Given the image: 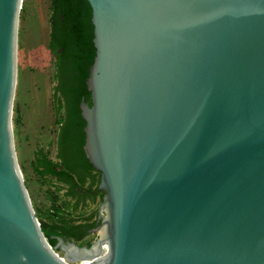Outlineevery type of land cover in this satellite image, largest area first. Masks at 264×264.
Wrapping results in <instances>:
<instances>
[{"label":"water","instance_id":"95a60500","mask_svg":"<svg viewBox=\"0 0 264 264\" xmlns=\"http://www.w3.org/2000/svg\"><path fill=\"white\" fill-rule=\"evenodd\" d=\"M87 2L83 149L104 194L91 245L60 255L15 150L22 0H0V264H264V0Z\"/></svg>","mask_w":264,"mask_h":264},{"label":"rangeland","instance_id":"374dc122","mask_svg":"<svg viewBox=\"0 0 264 264\" xmlns=\"http://www.w3.org/2000/svg\"><path fill=\"white\" fill-rule=\"evenodd\" d=\"M50 6L51 0H22L12 109L17 161L39 222L46 218L45 212L50 207V192L55 188L53 180L48 175L47 178L42 176L35 166L37 158L44 157L43 149L46 144L51 145L56 131L54 59L49 48ZM69 212L76 215L79 211L69 209ZM56 252L64 254L62 250Z\"/></svg>","mask_w":264,"mask_h":264},{"label":"flooded vegetation","instance_id":"af4514ba","mask_svg":"<svg viewBox=\"0 0 264 264\" xmlns=\"http://www.w3.org/2000/svg\"><path fill=\"white\" fill-rule=\"evenodd\" d=\"M56 46V53H53V68L54 71L57 72L55 85L57 86V93L61 98L62 106L56 110V131L54 140L52 141L55 155L52 157L50 152H43L42 154L46 155V161L53 163L51 168L56 171H64L63 174L66 172L67 175H70V177H65L60 173L52 172L48 169L49 167H46L48 170V177L53 180V183L58 185V188H60H55L59 190L57 191V197L63 199V202L57 201V206L60 207L58 215L49 217L50 220L52 219L56 221L54 224L57 225L54 229H49L50 227L47 228V232L49 233V237L52 240H55L53 247H56V250H62V244H68L71 242L77 243L80 246L91 245L97 235L93 229L97 228L101 222L97 206L102 200L104 191L98 188L100 177L99 171L92 165L91 167L88 166L87 163H85L87 161L82 159L79 151L77 152L72 144L71 139L75 134V123L78 119L74 113V107L71 104L75 89V81L73 75L67 71L66 49L59 40L56 42ZM78 107L80 109V104ZM82 130L84 131V126L82 127ZM47 175L44 176L46 177ZM64 195L66 196V199L64 198ZM66 200L68 201L69 206H66ZM69 209L79 212L74 215L68 213ZM65 210H67V213ZM49 211H52V209L49 208ZM77 217H89L90 219L87 220V222L81 221V226L78 228L73 227L70 228L69 231H63L60 226L61 224L63 225L62 221L68 220L67 218ZM78 223L79 221L70 223V225H67V228ZM59 237L61 238V241L59 240Z\"/></svg>","mask_w":264,"mask_h":264},{"label":"trees","instance_id":"16d2710c","mask_svg":"<svg viewBox=\"0 0 264 264\" xmlns=\"http://www.w3.org/2000/svg\"><path fill=\"white\" fill-rule=\"evenodd\" d=\"M51 16H50V40L49 48L52 53H56L57 46L56 42L59 40L60 43L66 49V58H67V71L71 73L75 81L74 94L71 99V104L74 107V113L78 117L76 120L75 126L76 131L73 136L72 144L76 148L77 152L79 151L82 159L86 160L87 165L91 167L92 164L85 157L82 144H84L85 132L82 130V127L85 125V120L80 115L79 104L81 100H84L89 105H91L90 91L87 88L86 79L89 75V68L93 61L95 55V47L93 45V25L91 23V8L87 0H51ZM56 70V69H55ZM53 68L54 79L57 76V72ZM56 81V80H55ZM54 106L58 110L62 106V101L60 96L57 93V86H54ZM17 121V119H16ZM43 158H37L36 168L39 169L41 175H47V168L54 173H60L65 177H70L64 171H56L53 168V163L45 160L46 155L43 154ZM54 187L58 188V185L53 183ZM53 187V186H52ZM52 188L50 192V207L52 211H46V218H42L40 221L41 229L47 237L49 243L53 246L54 241L49 237L47 228L54 229L57 224H54L56 221L50 220V216L58 215V210L60 209L57 206V201L63 202L61 197H57L58 189ZM66 199V196L64 195ZM64 199V200H65ZM67 201V200H66ZM66 206H69L68 201ZM70 213V212H69ZM68 220L62 221L61 228L63 231H69L70 228H78L81 226V221L87 222L90 218L86 217H77V218H67ZM50 220V222H49ZM79 221L78 224L72 225L67 228V225L70 223ZM68 233V232H67ZM70 234V233H68ZM71 235V234H70Z\"/></svg>","mask_w":264,"mask_h":264},{"label":"built area","instance_id":"2783aa9c","mask_svg":"<svg viewBox=\"0 0 264 264\" xmlns=\"http://www.w3.org/2000/svg\"><path fill=\"white\" fill-rule=\"evenodd\" d=\"M53 145H52V143H51V145L50 144H46V146H45V149H43V152H47V153H49L50 152V155L53 157L54 155H55V152H53ZM51 150V151H50ZM104 247H106V246H104ZM104 249V248H103Z\"/></svg>","mask_w":264,"mask_h":264},{"label":"bare ground","instance_id":"6f19581e","mask_svg":"<svg viewBox=\"0 0 264 264\" xmlns=\"http://www.w3.org/2000/svg\"><path fill=\"white\" fill-rule=\"evenodd\" d=\"M105 248V247H104ZM87 260H89V259H82L81 261H77L76 263H83V262H85V261H87Z\"/></svg>","mask_w":264,"mask_h":264}]
</instances>
